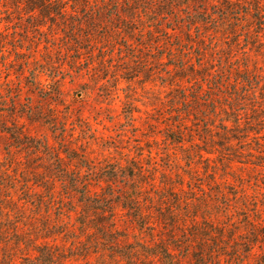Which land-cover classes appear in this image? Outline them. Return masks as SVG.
<instances>
[{"label": "rangeland", "instance_id": "374dc122", "mask_svg": "<svg viewBox=\"0 0 264 264\" xmlns=\"http://www.w3.org/2000/svg\"><path fill=\"white\" fill-rule=\"evenodd\" d=\"M12 1L0 0V222L29 234L39 206L67 233L101 197L119 239L89 251L93 231L50 239L71 264H147L159 243L177 264H264V0H50L65 12L49 20Z\"/></svg>", "mask_w": 264, "mask_h": 264}, {"label": "trees", "instance_id": "16d2710c", "mask_svg": "<svg viewBox=\"0 0 264 264\" xmlns=\"http://www.w3.org/2000/svg\"><path fill=\"white\" fill-rule=\"evenodd\" d=\"M5 1V0H3ZM14 0L12 1L13 8L19 9L17 6L23 2L27 9L26 11L28 13L38 12L39 16L42 20H49L51 17H61L62 14L65 12V8L58 6V7H51L48 5L50 3V0ZM256 1V0H255ZM243 0H230L229 3L223 8L224 10L231 11L239 8V5H241ZM245 5L247 4V1L243 2ZM256 10L258 14L262 12V9L258 7V4H248L247 10L251 12V10ZM134 13V12H133ZM247 15V14H246ZM44 23H39L38 27H43ZM127 28V27H126ZM264 32V30H263ZM188 71V70H187ZM192 74L189 75V77H195V72L191 71ZM186 76H180L178 80H185ZM231 121V120H230ZM228 134V133H227ZM176 143H182L181 140L174 138L173 140ZM230 144V143H227ZM226 145V144H224ZM232 157H235V154H231ZM58 182V180H57ZM61 183L65 184V186L68 187V189L71 190V178H67L65 180H61ZM106 198H93L89 199L88 201H85L84 206L81 207V213L79 214L77 210L74 211V213H77L80 217L81 214H83L85 217V221L78 222V227L74 230H71L70 232H50L49 230V223L47 221V218L45 214L41 212V208L38 206L35 207L36 211H40L36 214L35 211V218L33 217L34 221L29 222V225H34L37 223L38 219H40V226L32 228L33 231H30V233H25L24 235H28V237H25L23 234H19L17 231H15V228H18L19 224H12V228L10 227V224L6 226L4 222H0V249L3 247L6 248V250L3 251V254L7 252L9 249L8 255L1 257L0 256V264H16V258L12 256L18 255L22 257V261L19 262L20 264H71L70 260L74 258H69L68 255H66V252L64 248L60 245L57 246L50 242V239L57 237V236H64L67 235H74L76 234V231L82 232V237L85 236V230L87 232L93 231L91 233L90 237H86L88 244L86 247H82L84 251H89L93 247V245H101L103 241L110 243V244H116L119 237L116 235V219H115V210L106 207L105 206V200ZM24 209V208H22ZM95 214L97 218L90 221L88 216ZM43 215V216H42ZM113 216V219H109V217ZM166 216V215H165ZM40 217V218H36ZM164 217V216H163ZM140 218V216H138ZM36 219V220H35ZM59 220H63V218H60ZM63 223V221H62ZM64 224V223H63ZM22 226L24 224H21ZM53 229V228H52ZM50 232V233H49ZM10 233H16V238L12 242H8V238L11 237ZM31 234V236H30ZM77 236H74L69 239L71 241L77 240ZM33 238V240H31ZM105 238V239H104ZM91 240V242L89 241ZM95 240V242H94ZM152 252L150 254L143 253L142 257L146 259L147 264H156L158 261L162 263L167 262V264H177L176 262V252L173 250V246L167 245V244H155ZM15 248L14 250H10ZM129 253H134L136 250L133 248H130ZM174 252V253H173ZM1 255V253H0ZM132 255V256H133ZM84 259H87L88 256H83ZM124 258V256H122ZM166 258V259H164ZM199 258V257H198ZM18 259V258H17ZM99 259L101 263L103 264H109V262L104 258L100 257ZM84 264H90L89 262H85Z\"/></svg>", "mask_w": 264, "mask_h": 264}]
</instances>
